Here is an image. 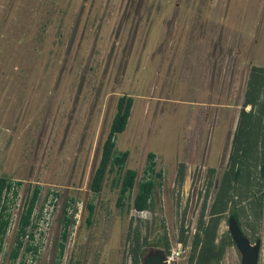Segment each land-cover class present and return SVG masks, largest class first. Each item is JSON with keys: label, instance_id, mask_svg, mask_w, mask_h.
I'll list each match as a JSON object with an SVG mask.
<instances>
[{"label": "rangeland", "instance_id": "374dc122", "mask_svg": "<svg viewBox=\"0 0 264 264\" xmlns=\"http://www.w3.org/2000/svg\"><path fill=\"white\" fill-rule=\"evenodd\" d=\"M255 67L264 68V0H0V175L21 181L0 264L8 263L34 185L36 210L47 196L54 207L36 229L40 251L17 262L26 255V264H55L72 197L67 211L75 224L59 264H133V245L141 264L149 251H162V235L169 249L183 251L178 264H196L198 218L203 205L201 230L214 218L209 207L231 165L242 110L254 115L258 132L243 158L250 184L243 174L228 208L236 206L250 242L260 239L257 264H264V78L256 83ZM122 94L133 104L115 149L129 151L126 167L137 170L136 181L149 151L162 170L154 206L141 212L120 213L110 177L98 193L89 189ZM256 199L263 203L258 217ZM228 215L217 216L214 243L225 246L211 264H240Z\"/></svg>", "mask_w": 264, "mask_h": 264}, {"label": "trees", "instance_id": "16d2710c", "mask_svg": "<svg viewBox=\"0 0 264 264\" xmlns=\"http://www.w3.org/2000/svg\"><path fill=\"white\" fill-rule=\"evenodd\" d=\"M255 68L259 72L256 74L259 76H257L258 79L255 81L257 84H261L262 78H264V68ZM244 103L250 104L252 103V99H246ZM132 104L133 97L130 95L122 94L118 97L116 109L111 119L108 132L101 145V153L98 163L93 170L89 182L90 191L92 193H98L105 178L110 177L112 185L118 188L115 205L117 208H119L120 213H129L130 210H135L137 212L150 210L154 206V189L156 186L160 185V180L162 179V170H156V155L154 152H147L146 164L143 168L142 178L136 181L137 170L126 167L129 151H119L115 149L116 135L125 129L130 116ZM240 112V120L237 125V132H235L233 137V141H235L236 152L234 151L235 154H233L234 152L232 153L231 165L229 169L223 174L217 194L209 207V215L214 218H210V221L206 222L205 226L201 230V225L203 224V209L205 205H203L201 214L198 218L199 229L194 234L193 248V254L197 248L195 253L196 255L194 254L196 264H211V259L218 261L222 256L225 243H220L218 245H215L214 243L215 229L218 219L217 216L220 213L228 209L229 214H232L240 225L239 214L236 206L233 205L228 208V202L229 200L233 199V193L238 192V183L244 182V179L242 180V178H244V176H242L243 174H246V184L248 186L250 184H248V169L246 171L243 170V158L246 157L247 149L251 145L250 143H255L256 139L254 137L258 132V130H256L257 128H251L250 125V120L254 117V115L250 113L249 110L246 112L242 110ZM259 176L260 178L264 179V151L259 163ZM20 185L21 181H15L8 176L0 175V254L3 251L5 236L11 224V205L17 196V190ZM246 188L248 190V187ZM39 193V185H34L32 188H30V192L25 200L24 207L18 215L16 227L12 237V243L7 254V264H24V258L26 255L22 257L17 263L19 256L24 253L36 255L38 249L40 248V243L37 242L35 238L38 224L36 223L37 221L33 216V211L36 207ZM53 194L57 196L56 192ZM72 200L73 198L70 197L68 202H65L60 218V232L55 250V264L60 263V259L63 255L64 248L69 237L70 229L75 224L74 217L68 214L67 211ZM253 204L256 207L254 214L258 217L261 214L263 203L256 199L253 201ZM94 209L95 204L93 201H88L86 203L87 214L85 216V223L88 226L92 223ZM134 231L136 233L135 236L137 237V229ZM160 238H163V240ZM157 239L159 240V244L162 245V251L164 253L168 252L169 246L167 245L165 235H162V237L159 236ZM228 239L230 243L234 245L230 235L228 236ZM138 249H140L138 245L135 247L133 245V247L130 249L132 253L133 264H140L137 258V255L139 254ZM193 254L190 257V263L194 259Z\"/></svg>", "mask_w": 264, "mask_h": 264}, {"label": "water", "instance_id": "95a60500", "mask_svg": "<svg viewBox=\"0 0 264 264\" xmlns=\"http://www.w3.org/2000/svg\"><path fill=\"white\" fill-rule=\"evenodd\" d=\"M229 235L240 253V264H257L261 241L255 238L250 242L238 224L236 218L229 214L227 217ZM141 264H167L164 253L160 249L149 251Z\"/></svg>", "mask_w": 264, "mask_h": 264}, {"label": "built area", "instance_id": "2783aa9c", "mask_svg": "<svg viewBox=\"0 0 264 264\" xmlns=\"http://www.w3.org/2000/svg\"><path fill=\"white\" fill-rule=\"evenodd\" d=\"M54 201L55 200L51 198V196H47L45 198V201L42 203V207L40 209L36 210V207H35L33 211V216L35 217L37 221L36 223L38 224L37 229L39 228L40 225L47 223V221L50 219L52 211H53V207H54ZM39 251H40V248L38 249V252ZM182 254H183V251L181 249L177 247H172L165 254V261L167 264H178L179 260L182 258ZM31 261H32L31 259L26 260L24 261V264L31 262Z\"/></svg>", "mask_w": 264, "mask_h": 264}, {"label": "clouds", "instance_id": "9594fccd", "mask_svg": "<svg viewBox=\"0 0 264 264\" xmlns=\"http://www.w3.org/2000/svg\"><path fill=\"white\" fill-rule=\"evenodd\" d=\"M163 253H164V252H163ZM166 253H167V252H166ZM166 253H164V256H165Z\"/></svg>", "mask_w": 264, "mask_h": 264}]
</instances>
